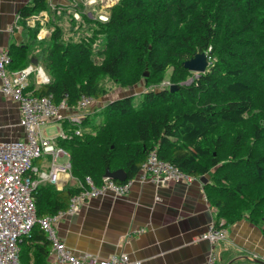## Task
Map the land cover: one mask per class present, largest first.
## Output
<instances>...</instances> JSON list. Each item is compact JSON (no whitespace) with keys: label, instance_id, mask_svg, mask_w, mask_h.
<instances>
[{"label":"trees","instance_id":"16d2710c","mask_svg":"<svg viewBox=\"0 0 264 264\" xmlns=\"http://www.w3.org/2000/svg\"><path fill=\"white\" fill-rule=\"evenodd\" d=\"M45 7L46 0H33L20 15ZM64 11L51 12L53 29L37 54L48 81L27 90L74 107L82 96H104V80L130 86L147 69L148 82L157 81L168 67L177 88L141 90L136 106L135 95L118 96L87 110L77 125L62 121L66 136L56 141L75 182L57 189L40 181L36 217L66 209L85 176L99 184L106 169L120 168L125 180L114 181L133 178L155 149L187 175L206 176L203 190L222 227L244 217L264 234V0H118L106 20L80 12L62 25ZM202 51L210 59L203 73L183 66ZM8 54L9 69L27 64L24 48ZM50 245L35 223L20 242V264H49Z\"/></svg>","mask_w":264,"mask_h":264},{"label":"crops","instance_id":"0c3cea01","mask_svg":"<svg viewBox=\"0 0 264 264\" xmlns=\"http://www.w3.org/2000/svg\"><path fill=\"white\" fill-rule=\"evenodd\" d=\"M32 1L0 0V53L24 48L28 61L23 68L30 69L27 85L36 89L44 78L48 79L37 54L41 42L45 43L53 29L51 12L65 10L57 19L65 25L70 12H79L86 0H76V4L71 0H46V7L35 15L21 17V9ZM88 5L93 11H103L98 2ZM36 22L39 27L32 36L30 28ZM64 112L76 111L68 107ZM19 119L17 101L0 90V141L24 139ZM38 160L42 161L37 166L39 174L47 172L49 157ZM74 182L72 176L61 173L55 187L62 189ZM223 222L207 200L199 178L157 184L134 176L125 194L105 192L89 198L76 213L61 216L54 228L56 236L77 256L89 253L105 258L110 254H126L141 264H204L209 250L214 248L216 264H264V234L261 226L247 218L226 224L225 238L215 244L199 237L209 225Z\"/></svg>","mask_w":264,"mask_h":264},{"label":"built area","instance_id":"2783aa9c","mask_svg":"<svg viewBox=\"0 0 264 264\" xmlns=\"http://www.w3.org/2000/svg\"><path fill=\"white\" fill-rule=\"evenodd\" d=\"M10 60L7 51L0 53V90L14 98L19 105V124L23 128L24 139L0 141V264H20V242L31 236L35 223L50 240L49 264H141L131 260L126 254H110L105 258L89 253L77 256L56 236L54 228L61 216L76 213L79 206L89 198L101 196L105 192L117 196L125 194L132 178L119 183L103 176L101 183L95 184L89 176H85L83 188L70 197L66 209L41 218L36 217L33 191L40 180L56 185L61 173L71 176L68 153L56 141L57 137L66 136L62 121L67 120L72 125L79 124L93 99L82 96L74 106L76 112L65 113L69 106L64 100L54 103L49 96L37 95L32 90H27L30 69L10 70ZM47 81L44 78V82ZM51 123L58 124L55 135L46 131ZM75 133H79L78 128ZM64 155L67 156L66 161L58 163L57 158ZM42 156H48L50 164L47 172L39 174L34 161ZM136 176L141 180L148 178L157 184L188 181L192 178L173 164L160 159L155 149L149 151ZM221 224L209 225L199 237L211 244L224 239L226 231ZM216 260L214 248H211L204 264H216Z\"/></svg>","mask_w":264,"mask_h":264},{"label":"rangeland","instance_id":"374dc122","mask_svg":"<svg viewBox=\"0 0 264 264\" xmlns=\"http://www.w3.org/2000/svg\"><path fill=\"white\" fill-rule=\"evenodd\" d=\"M73 3L76 4V0H71ZM85 0H82V2H84ZM118 0H86V5H80V10L79 12H70L69 17H72L74 19H79L80 16V12H86L88 14L89 17H93V18H98L100 20H106L108 17V8L112 5H114L115 3H117ZM89 4H94L95 2L100 3V5L102 4V10L101 12H99L97 10L93 11L91 10V7L88 5ZM74 8H76V6H74ZM101 9V7H100ZM74 13H77V16L74 15ZM210 60V59H209ZM171 72V67L166 68V70L163 72V77H161L160 80L157 81H151L148 82L150 80L149 76V72L147 69L143 70L141 73V78L139 79V81L133 85L130 86H121L118 83H116L115 81L112 80H104V86L107 88L106 93L104 94V96H102L101 98H95L93 99V101L91 102L90 106L87 108L89 109L91 106H98L101 105L102 103L107 102L108 100L112 99V98H116L118 96H124L127 94H131V95H135L134 99H133V103L134 105H138L139 103V96L136 95L137 93H139V91L147 89V88H152V89H157L160 88L162 86H166L169 88L170 85H172V83L169 81L168 77L169 74ZM192 77L187 78L183 83L187 84L191 81ZM97 100V101H96ZM56 124H50L47 127V131L50 135L55 134L56 131ZM67 156H61L57 158V162L61 163L66 161ZM41 160H38L36 162V166H40L41 165Z\"/></svg>","mask_w":264,"mask_h":264},{"label":"water","instance_id":"95a60500","mask_svg":"<svg viewBox=\"0 0 264 264\" xmlns=\"http://www.w3.org/2000/svg\"><path fill=\"white\" fill-rule=\"evenodd\" d=\"M209 64L208 55L205 51L195 53L191 58L183 61V66L187 68L189 71L194 72L195 74L203 73ZM177 88L176 84H172L169 86V89L172 91ZM105 177H108L113 180L123 181L125 180V172L123 169L109 170L106 169L104 172ZM202 183L207 181L206 176L202 175L199 177Z\"/></svg>","mask_w":264,"mask_h":264}]
</instances>
